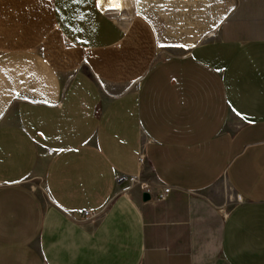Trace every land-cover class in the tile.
<instances>
[{"label": "crops", "instance_id": "1", "mask_svg": "<svg viewBox=\"0 0 264 264\" xmlns=\"http://www.w3.org/2000/svg\"><path fill=\"white\" fill-rule=\"evenodd\" d=\"M124 2L0 0V264H264V0Z\"/></svg>", "mask_w": 264, "mask_h": 264}, {"label": "built area", "instance_id": "2", "mask_svg": "<svg viewBox=\"0 0 264 264\" xmlns=\"http://www.w3.org/2000/svg\"><path fill=\"white\" fill-rule=\"evenodd\" d=\"M101 0H96V8L100 11V12H103V13H110L111 14H120L122 11L121 10H103L101 9L100 7V2ZM145 156L143 154H140L139 156V163L140 164H143L144 161H145ZM138 184V181L137 180H130L129 181V189L135 187L136 185ZM170 191V188L168 187H164L161 189L159 195H157L158 199L159 200H165L166 196L168 195ZM99 217V213H91L90 211H85L83 212V220L82 221H92V222H95Z\"/></svg>", "mask_w": 264, "mask_h": 264}, {"label": "bare ground", "instance_id": "3", "mask_svg": "<svg viewBox=\"0 0 264 264\" xmlns=\"http://www.w3.org/2000/svg\"><path fill=\"white\" fill-rule=\"evenodd\" d=\"M124 1L127 0H101L100 3V7L103 10H121L124 9ZM114 5H119V7H114Z\"/></svg>", "mask_w": 264, "mask_h": 264}, {"label": "water", "instance_id": "4", "mask_svg": "<svg viewBox=\"0 0 264 264\" xmlns=\"http://www.w3.org/2000/svg\"><path fill=\"white\" fill-rule=\"evenodd\" d=\"M150 195L146 192V193H143L142 194V201L143 202H146V201H149L150 200V197H149Z\"/></svg>", "mask_w": 264, "mask_h": 264}, {"label": "rangeland", "instance_id": "5", "mask_svg": "<svg viewBox=\"0 0 264 264\" xmlns=\"http://www.w3.org/2000/svg\"><path fill=\"white\" fill-rule=\"evenodd\" d=\"M203 6H205V5H203ZM156 13H157V12H156ZM157 14H159V13H157ZM157 14H156V15H157ZM159 16H160V17L163 19V16H162V14H160ZM230 206H231V203H229V205H228V206H226L225 208H227V209H230V208H231Z\"/></svg>", "mask_w": 264, "mask_h": 264}, {"label": "snow or ice", "instance_id": "6", "mask_svg": "<svg viewBox=\"0 0 264 264\" xmlns=\"http://www.w3.org/2000/svg\"><path fill=\"white\" fill-rule=\"evenodd\" d=\"M114 7H119V5H114Z\"/></svg>", "mask_w": 264, "mask_h": 264}]
</instances>
